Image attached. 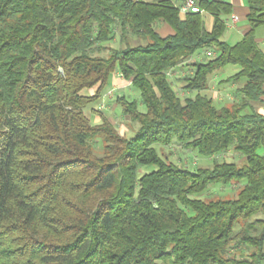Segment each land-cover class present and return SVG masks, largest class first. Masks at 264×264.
Wrapping results in <instances>:
<instances>
[{
	"label": "trees",
	"instance_id": "16d2710c",
	"mask_svg": "<svg viewBox=\"0 0 264 264\" xmlns=\"http://www.w3.org/2000/svg\"><path fill=\"white\" fill-rule=\"evenodd\" d=\"M194 1L199 11L181 15L170 0H0V264L264 260V226L249 233L264 215V113L245 111L264 97V0H245L248 29L233 44L221 38L231 4ZM208 49V60L186 62ZM229 64L239 69L224 81H242L239 100L215 105L202 92ZM181 66L183 98L170 81ZM115 71L139 93L114 98L137 124L131 137L101 111L96 123L85 114ZM174 142L242 161L187 169L154 147ZM216 183L235 194L197 197ZM241 244L254 250L236 258Z\"/></svg>",
	"mask_w": 264,
	"mask_h": 264
},
{
	"label": "rangeland",
	"instance_id": "374dc122",
	"mask_svg": "<svg viewBox=\"0 0 264 264\" xmlns=\"http://www.w3.org/2000/svg\"><path fill=\"white\" fill-rule=\"evenodd\" d=\"M241 24H245L244 21H240ZM155 28L159 29L160 28V24L156 23L155 24ZM263 28H259L256 29V33L258 34ZM172 31V29L170 28V32ZM225 35H229L227 31H224L222 34V38H225ZM238 36V34H237ZM233 39H229V42H232ZM132 43L133 44H143L145 43V41L139 39V38H133L132 39ZM120 42L118 40V37L115 36L111 42L108 43V46L112 47V48H117L119 47ZM210 51H213V49H208ZM214 52V51H213ZM205 50H199L196 53H194V55L192 56L194 61L196 62H203L208 60L209 58H211L213 55L210 52L209 55H207L205 57L204 55ZM103 54H105V52H103ZM188 63V62H187ZM182 67V72H181V76H179L178 78H173L172 76H170V81L174 86V89L176 90L177 94L183 98L186 94H188L187 92H185L182 89V85H183V81L180 80V77H182L185 72L187 71V66H181ZM239 67L237 65H226L222 68H220L219 70L213 72L212 74H210L208 76V81L210 82V88H207V91H203L202 94H206L208 97H210L213 101V104L215 105H224L230 101H238L239 100V95L236 93V89L237 86L239 85H233V86H229V82H223V84L221 86H218L219 83H217V86L215 87L216 83L214 82V80L212 79L213 75L216 73L219 77V79H225L228 76L233 75L234 73H236L238 71ZM170 75H172V73H170ZM218 79V80H219ZM242 81H238L236 83L241 84ZM107 87H109V85H107L101 92V95H104L107 91H109L110 89H106ZM213 89V90H212ZM117 96L119 95H123L124 97H126L127 100H139V93L133 89L131 87V85L129 84H125L124 87H120L117 88L115 90ZM82 94L84 95H89L91 93V91L89 89H83L81 91ZM216 94V95H214ZM101 97V96H100ZM114 98H115V94H112V96L110 97H106L107 100H105V105L104 108H97L99 111H103L104 114L109 118V120L115 125L117 131L125 136V137H131L134 135V131L137 128V124L130 122L126 117H124L121 114L120 111V107L119 106H112L114 103ZM255 102H253L251 104V106L254 104ZM262 102H260L258 104V102H256V108H254L255 106H252V109L250 107L246 108V112H249L251 110H264V105ZM100 105V101L99 99H97V101H94L92 103H90L89 105L86 106L85 108V114L90 116V113H92L94 115V120L95 122H99L100 118L98 117V112L97 111H93V108H89V107H94L96 108L97 106ZM93 122V121H92ZM156 151L161 154L162 156H166L167 160L185 167L187 169H193L194 167H200V166H210L212 164V160L210 158H206L200 154L197 153L196 150H184L178 143L174 142L173 144L169 145V146H159V145H154ZM230 154H225L223 156H219L216 157L218 160H225L228 162H235L236 164H240L242 159L240 156L235 155L232 152H229ZM235 186L230 187L229 185H222L220 183H216V184H211L208 186V188L201 193L200 195H198L197 197L199 198H206L207 196H226V197H232L235 194ZM255 218H261L263 219V222L261 224H257V223H253V227L249 230V233L251 235H259L261 233V228L264 226V215L262 214H257L256 216H254L253 218H251L249 221H254ZM263 250H264V242H263ZM254 249L252 247L247 248L245 246L238 245L237 247L232 249V253L233 255L236 254V258H238V255H250L251 252ZM235 253V254H234ZM260 264H264V260H262L260 262Z\"/></svg>",
	"mask_w": 264,
	"mask_h": 264
},
{
	"label": "crops",
	"instance_id": "0c3cea01",
	"mask_svg": "<svg viewBox=\"0 0 264 264\" xmlns=\"http://www.w3.org/2000/svg\"><path fill=\"white\" fill-rule=\"evenodd\" d=\"M170 1H172L179 8L183 5V2H184V0H170ZM225 1H228L231 4V7H232L231 13L229 15H231V14L237 15L238 16V20H237V22H236V24H235V26L233 28H230V29L225 28V31H227L229 35L228 36L225 35V38H222V37L221 38H222V40H225L228 43L233 44V43L239 41L241 39L242 35L244 34V32L248 29V23L246 21L247 6H246V1L245 0H225ZM180 14L182 15L183 13L180 12ZM229 15L226 16V17H224V18L226 19L227 17H229ZM241 20L244 21L245 24H241L240 23ZM159 24H160V28L159 29H156V30H157L158 34H160L161 36H166V35L171 34L173 32V31L170 32V28L171 27L168 24H165V23H159ZM204 25H205V27L207 29H210L211 28V25H212V17L209 14H204ZM259 28H263V29L257 34L256 33V29H259ZM256 29H255L256 41H257L258 45L260 46V48L264 51V25L259 26ZM237 34H238V36H237ZM230 37H231V39H233L232 42H229ZM210 52L212 53L213 56L215 55L213 51L205 50V53H204L205 57L207 55H209ZM192 61H194L193 57L189 58L186 62H192ZM178 71H180V70H176L175 73H172V77L173 78H178L179 76H181V74ZM215 71H217V70H215ZM218 77L219 76L216 73L212 77V79L216 83L215 87L217 86V83H219L218 86H221L223 84V82H225L224 79H219ZM125 84L126 83L122 79V77L120 76V73L118 71H115V72H113L110 75L109 80H108V84H107V85H109V87H107L106 89H114V93L113 94H115V97H116L117 94H116L115 90L117 88L124 87ZM236 84L239 85V86H237V89H238L241 86V84L229 82V86L230 87L233 86V85L235 86ZM210 85L211 84L208 81V88L211 89L212 87H210ZM95 89H96V86H94L93 88H91L89 90L91 91V93H93L95 91ZM205 91H207V89ZM214 95H216V94H214ZM105 100H107V99L105 98ZM99 101L101 103V101H102V95L99 98ZM260 102H262V103L264 102V97H263L262 101H260ZM260 102H258V104ZM263 105H264V103H263ZM112 106L116 107L114 103H113ZM252 106H255L254 108H256L257 107L256 106V102ZM89 108H93V109H96L97 111H99L98 110L99 109V106H97L96 108H94V107H89ZM256 111L263 112L264 113V110L257 109ZM101 112L104 114L103 111H101ZM86 116L88 118H90L91 121H93L94 123H96L95 120H94V115L92 113H90V116H88V115H86ZM104 116H106V115L104 114ZM228 152H230V151H228Z\"/></svg>",
	"mask_w": 264,
	"mask_h": 264
},
{
	"label": "built area",
	"instance_id": "2783aa9c",
	"mask_svg": "<svg viewBox=\"0 0 264 264\" xmlns=\"http://www.w3.org/2000/svg\"><path fill=\"white\" fill-rule=\"evenodd\" d=\"M196 11H199V8L198 6L196 5L195 1L194 0H185L183 5L180 7V12L181 13H186V12H196ZM238 20V16L237 15H234V14H231L229 15V17H227L226 19H224V23H225V28L227 29H230V28H233L236 24ZM114 93V89H110L109 91H107L104 95H102V101L99 105V108H103L104 105H105V98L108 96H112V94ZM225 154H229V152H224V153H221V154H215V155H212L211 156V159L214 157H219V156H223Z\"/></svg>",
	"mask_w": 264,
	"mask_h": 264
}]
</instances>
